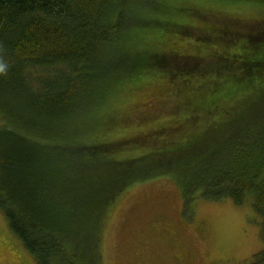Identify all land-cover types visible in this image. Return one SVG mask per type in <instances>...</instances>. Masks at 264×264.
Wrapping results in <instances>:
<instances>
[{
  "label": "trees",
  "instance_id": "1",
  "mask_svg": "<svg viewBox=\"0 0 264 264\" xmlns=\"http://www.w3.org/2000/svg\"><path fill=\"white\" fill-rule=\"evenodd\" d=\"M143 1L0 0V212L9 234L35 264H80L86 250L95 263L102 213L135 181L128 176L138 171L131 168L151 157L127 162L126 176L116 183L111 175H99L92 159L100 145L81 137L113 86L142 69L135 56L146 49H135L132 38L147 24L148 12L138 6ZM130 16L134 28L128 27ZM171 20L180 27L189 24ZM154 37L161 44L163 37ZM255 38L254 62L264 68V32ZM127 56L133 60L131 69ZM231 90L234 94L237 88ZM197 91L186 88L189 98L196 97V102L189 99L192 110L214 113L213 101L203 100ZM235 115L231 120L222 116L214 126L227 134L224 140L230 137L219 154L193 149L200 131L191 120V125L185 124L187 118L159 122L154 136L162 132L170 148H163L164 156L147 165L142 176L172 175L186 203L197 194L236 204L251 196L264 245V127L239 132L243 119ZM185 126L192 129L190 135ZM169 130L179 135L173 138ZM118 143L127 145V139L103 145ZM85 147L88 151H82ZM82 240H89L87 246ZM253 258L252 264H264V249Z\"/></svg>",
  "mask_w": 264,
  "mask_h": 264
},
{
  "label": "rangeland",
  "instance_id": "2",
  "mask_svg": "<svg viewBox=\"0 0 264 264\" xmlns=\"http://www.w3.org/2000/svg\"><path fill=\"white\" fill-rule=\"evenodd\" d=\"M138 6L148 12L143 21L147 24L132 38L135 49H146L135 56L142 69L113 86L89 122L88 133L81 137L100 145L92 159L99 175H111L116 183L126 176L127 162L151 157L136 165L140 168H131L138 171L128 176L135 181L117 193L102 213L95 263L86 250L80 264H252L264 245L251 196L236 204L230 198L212 200L197 194L186 203L172 175H142L147 165L164 156L163 148H170L162 132L154 136L161 121L179 123L187 117L185 124L191 125V120L200 131L193 149L210 154H219L221 144L230 142V137L224 140V130L217 132L220 127H214L222 116L231 120L240 114L243 120L232 131L264 127V68L254 62L253 51L255 37L264 32V0H144ZM173 17L189 24L180 27ZM135 24L130 16L128 27ZM210 28L217 30L207 32ZM158 35L163 37L161 44L154 37ZM130 56L127 69L133 65ZM231 86L237 88L234 94ZM186 88L198 89L196 94L203 100L211 99L215 112L193 111L189 99L196 102V97L189 98ZM169 132L173 138L179 135ZM191 132L190 128L184 131L185 135ZM124 138L127 145H103ZM178 157L173 155L174 160ZM88 242L82 240L86 246ZM0 264H35L9 234L1 212Z\"/></svg>",
  "mask_w": 264,
  "mask_h": 264
},
{
  "label": "flooded vegetation",
  "instance_id": "3",
  "mask_svg": "<svg viewBox=\"0 0 264 264\" xmlns=\"http://www.w3.org/2000/svg\"><path fill=\"white\" fill-rule=\"evenodd\" d=\"M213 30H217V29H213ZM183 107H184V108H183ZM185 107H186V104H185V103H183V104H181V107H180V108H181L182 110H184V109H185ZM182 118H185V117H182ZM186 118H187V117H186Z\"/></svg>",
  "mask_w": 264,
  "mask_h": 264
},
{
  "label": "bare ground",
  "instance_id": "4",
  "mask_svg": "<svg viewBox=\"0 0 264 264\" xmlns=\"http://www.w3.org/2000/svg\"><path fill=\"white\" fill-rule=\"evenodd\" d=\"M184 108V107H183Z\"/></svg>",
  "mask_w": 264,
  "mask_h": 264
}]
</instances>
